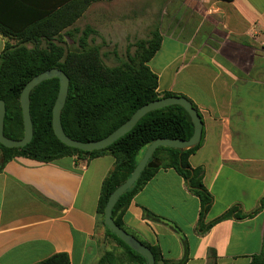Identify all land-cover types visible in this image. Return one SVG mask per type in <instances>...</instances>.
<instances>
[{"label":"crops","instance_id":"0c3cea01","mask_svg":"<svg viewBox=\"0 0 264 264\" xmlns=\"http://www.w3.org/2000/svg\"><path fill=\"white\" fill-rule=\"evenodd\" d=\"M63 1L0 0V21L18 29ZM81 16L89 26L91 16ZM156 25L161 42L148 66L157 91L186 97L202 121L199 147L188 156L212 196L202 223L235 208L199 233V198L173 168H159L131 199L123 225L168 260L181 259L184 240L185 264H249L264 234V0H160ZM5 40L0 34V51ZM113 164L110 154L7 161L0 170V264H36L60 252L70 264H97L105 251L115 253V264H129L97 214ZM143 209L165 221L143 218Z\"/></svg>","mask_w":264,"mask_h":264},{"label":"trees","instance_id":"16d2710c","mask_svg":"<svg viewBox=\"0 0 264 264\" xmlns=\"http://www.w3.org/2000/svg\"><path fill=\"white\" fill-rule=\"evenodd\" d=\"M94 1L98 0L63 1L50 9L38 11L33 19H26L18 29L0 21V34L6 38L0 51V99L5 103L3 134L6 137L19 139L23 135L19 95L24 84L34 75L54 67L61 69L69 78L65 103L60 112L62 128L70 138L80 141L103 138L140 106L161 97L179 95L169 91L158 92L157 75L148 66L149 60L160 47L158 25L149 31L146 38L135 41L132 55L114 66L103 62L97 45H89V37L96 34V30L90 26L67 30ZM65 36L69 37L71 48L64 45ZM58 86V79L51 78L40 82L30 91L32 138L23 147H5L0 144V170L7 161L18 156L50 162L63 156L89 160L110 154L114 164L101 182L97 214L106 234L124 248L126 261L129 264H146L143 255L128 247L104 224V206L113 189L128 178L134 169L142 156L137 158L139 151L157 138H189L193 131L192 121L179 105L154 109L145 113L127 133L107 147L82 151L63 144L53 133L51 114ZM192 106L197 110L193 103ZM199 144L186 150L157 147L136 181L119 196L113 206L111 217L114 223L126 230L122 216L128 204L159 168H173L182 176L189 191L199 198V233L205 232L214 222L231 216L235 207L207 224L202 223L212 203V196L203 184L202 170L192 167L188 162V156ZM263 202L264 196L261 198ZM257 210L243 216L237 214L236 217H248ZM142 217L151 221H165L147 209H143ZM138 240L148 247L154 264H185L188 259L184 240V253L178 261L163 258L157 246ZM117 260L114 252L105 251L97 264H115ZM36 264L70 263L68 255L60 252ZM249 264H264V234L261 251L251 256Z\"/></svg>","mask_w":264,"mask_h":264},{"label":"water","instance_id":"95a60500","mask_svg":"<svg viewBox=\"0 0 264 264\" xmlns=\"http://www.w3.org/2000/svg\"><path fill=\"white\" fill-rule=\"evenodd\" d=\"M51 78H57L59 85L57 95L52 106L51 126L53 133L56 138L63 144L69 147L80 149L82 151L99 150L107 147L116 139L127 133L135 125L139 118H141L145 113L151 110L169 105H179L188 113L193 124V131L190 137L187 139L157 138L150 142L145 147L142 156L136 163L134 169L132 170L128 178H126L122 183H120L113 189V191L109 194L104 206V224L128 247L143 255L146 258V264H154L153 255L151 254L148 247L142 244L135 236L131 235L126 230L116 225L111 217V210L119 196L136 181L140 172L143 170L147 161L149 160L152 153L157 147L164 146L170 148H178L180 150H186L200 143L202 136V121L198 111L192 106L191 101H189L184 96L170 95L166 97H161L137 108L125 122H123L120 126H118L116 129H114L112 132H110L103 138L90 141H80L72 139L64 132L60 121V112L65 103L69 78L61 69L54 67L44 70L31 77L24 84L20 92L19 103L23 124V135L21 138L11 139L3 134L4 116L6 110L4 101L0 99V144L5 147H23L30 142L33 130L29 111V93L37 84ZM1 164L2 163L0 161V167Z\"/></svg>","mask_w":264,"mask_h":264},{"label":"rangeland","instance_id":"374dc122","mask_svg":"<svg viewBox=\"0 0 264 264\" xmlns=\"http://www.w3.org/2000/svg\"><path fill=\"white\" fill-rule=\"evenodd\" d=\"M160 0H98L91 2L83 11L91 16L89 22L96 34L89 37V45H97L103 62L114 66L127 59L135 50L134 43L146 38L158 20ZM87 18V17H86ZM80 16L74 25L83 28ZM87 21V19H86ZM98 23H92V22ZM65 46L72 47L69 37L64 38ZM44 43L42 42V45ZM141 150L137 158L143 154Z\"/></svg>","mask_w":264,"mask_h":264}]
</instances>
